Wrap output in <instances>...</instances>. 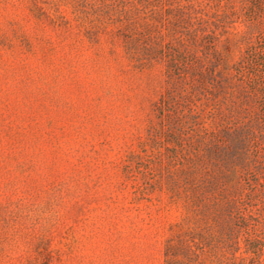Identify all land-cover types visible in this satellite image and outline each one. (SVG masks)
<instances>
[{
	"label": "rangeland",
	"instance_id": "obj_1",
	"mask_svg": "<svg viewBox=\"0 0 264 264\" xmlns=\"http://www.w3.org/2000/svg\"><path fill=\"white\" fill-rule=\"evenodd\" d=\"M0 264H264V0H0Z\"/></svg>",
	"mask_w": 264,
	"mask_h": 264
}]
</instances>
